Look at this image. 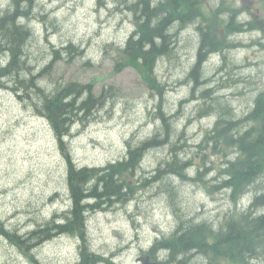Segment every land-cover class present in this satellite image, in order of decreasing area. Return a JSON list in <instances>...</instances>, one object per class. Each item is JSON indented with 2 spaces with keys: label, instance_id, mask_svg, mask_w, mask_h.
Returning a JSON list of instances; mask_svg holds the SVG:
<instances>
[{
  "label": "rangeland",
  "instance_id": "1",
  "mask_svg": "<svg viewBox=\"0 0 264 264\" xmlns=\"http://www.w3.org/2000/svg\"><path fill=\"white\" fill-rule=\"evenodd\" d=\"M200 1L209 17L172 26L170 51L157 60L154 84L133 67L117 66L124 61L120 49L136 31L138 0H36L30 7V18L22 23L33 32L26 47L28 70L20 82L5 78L0 88V264H75L80 258L82 240L72 234L45 240L40 231L28 239L73 206L67 156L40 114L44 98L31 81L44 95L73 82L90 84L95 101L103 100L81 113L64 140L78 169L108 167L154 137L167 141L141 154L133 175H121L131 185L123 197L87 213L89 248L103 257L99 264H142L140 258L150 253L152 260L166 261L157 240L171 236L178 224L204 222L219 231L263 191L264 170L247 188L223 185L227 163L243 159L231 140L250 128L246 118L236 128L235 117L264 91L263 30L237 23L259 18L254 21L264 29V7L249 0L251 15H240L239 0ZM11 6V0H0V15ZM204 31V47L218 51L192 76ZM221 118L228 126L218 139L212 128ZM263 211L264 204H257L254 213ZM186 256L189 264L209 262L198 252ZM247 264H264V253Z\"/></svg>",
  "mask_w": 264,
  "mask_h": 264
},
{
  "label": "trees",
  "instance_id": "2",
  "mask_svg": "<svg viewBox=\"0 0 264 264\" xmlns=\"http://www.w3.org/2000/svg\"><path fill=\"white\" fill-rule=\"evenodd\" d=\"M11 1V8L0 15V54H4L3 51H5L6 56L9 57L6 66L1 67L0 65V88L6 86L5 78L13 77L14 82H20L18 77L28 70L25 67L27 63L26 43L32 34L29 29L20 24L19 19L27 18L30 15V7L33 8L36 0ZM140 2L143 4L141 5ZM140 2L137 3V6L140 8L139 13L142 17H137L139 20L138 28L121 50L120 56L124 61L118 62L117 66L123 64L127 67H133L147 83L154 84V70L157 60L161 56H166L170 51L172 43L171 26L176 21L190 22L192 20L191 13L202 3L200 0H164L152 7L150 0H141ZM188 5L190 6L189 13H187ZM206 36L207 34L204 33L198 52V61L192 76L198 73L200 66L210 53L218 51V49L212 48V50L204 47ZM34 78L32 77V79ZM31 84L43 96L44 100L39 109L40 113L49 121L67 156V180L73 206L70 212L66 213L67 216H63V222L57 224L58 219L54 217L45 224V229L31 232L28 237L29 241L30 239L33 240L40 231L45 233L47 237L45 240L56 237L55 232L57 230L61 231L58 235L72 234L76 236V239L82 240L79 246L80 258L75 264H99L104 260L103 257L92 252L89 248L86 226L87 213L92 210L95 211L100 203H108L115 200L116 197H123L125 187L129 188L131 185L129 181L124 182L121 175H133L140 164V155L150 148L158 147V145L165 146L167 141L165 138L154 137L136 147H130L124 160L110 163L107 165L108 167L78 169L73 164L69 151L65 149L64 140L71 133L70 128L72 127L70 125H74L77 120L81 119V113L91 112L96 102L101 104L103 100L98 98L95 101L93 85L90 84L83 85L73 82L59 87L53 94L45 95L35 83L31 81ZM203 95L205 99L208 98L206 92ZM98 100H101V103ZM164 121L166 126L170 125L166 119ZM226 125L228 126L227 121L222 120V118L219 119L214 129L218 139L225 137L224 128ZM245 138L247 139L233 137L231 140V145L241 147L242 150H240L245 154V160L243 159L240 163H231V167L228 169L230 178L225 182L227 188H229L228 186L247 188V185H251L257 175H261L262 170H264V142L257 140L253 135H247ZM212 142L213 140L210 144ZM174 162L171 163V167L177 170ZM91 201L95 203H91ZM263 204L264 195L259 199V205ZM93 207L94 209H92ZM48 227H52L51 230L55 232L48 233ZM177 228L171 236L157 240V248L161 253L164 251L166 254L167 260L164 264H185V260H188L186 255L193 251L208 258L209 264H222L224 262L247 264L253 256H260L264 253V214L261 215V213L256 217H252L251 213L244 214L238 221L228 224L227 231L223 232L215 231L205 223L194 225L183 222ZM6 235L16 243H24L17 235L10 233H6ZM218 260L223 261L219 263Z\"/></svg>",
  "mask_w": 264,
  "mask_h": 264
},
{
  "label": "bare ground",
  "instance_id": "3",
  "mask_svg": "<svg viewBox=\"0 0 264 264\" xmlns=\"http://www.w3.org/2000/svg\"><path fill=\"white\" fill-rule=\"evenodd\" d=\"M33 3V2H32ZM26 4V3H25ZM28 4V3H27ZM23 6V5H22ZM28 7H30L29 6V4H28ZM11 8V7H10ZM25 8V7H24ZM24 8H22V9H24ZM12 10V9H11ZM29 15V14H28ZM27 15V16H28ZM24 16V15H23ZM30 16V15H29ZM190 17L192 18V20L191 21H194L195 19H198V13H197V10L195 9V10H193V12L191 13V15H190ZM30 18V17H29ZM9 52V51H8ZM23 60V59H22ZM26 62V61H25ZM27 67V66H26ZM262 112H264V110H262ZM163 119H166L167 120V122L170 124V120H169V118L166 116V115H164L163 117H162ZM74 124V123H73ZM71 127L73 126V125H70ZM70 130H71V128H70ZM69 136V135H68ZM244 139H247V138H244ZM240 140V139H239ZM65 156V155H64ZM74 164V163H73ZM256 180V179H255ZM88 189V188H87ZM92 202V201H91ZM95 202H96V200H95ZM89 203V202H88ZM89 208V207H88ZM263 208V207H262ZM92 209H94V207L92 208ZM91 209V210H92ZM96 209V208H95ZM93 211V210H92ZM262 213V212H261ZM92 214V213H91ZM260 213H257V215H259ZM69 215V214H68ZM67 216V215H66ZM88 218V217H87ZM62 220V219H61ZM69 220V219H68ZM67 220V221H68ZM85 220V219H84ZM66 221V220H65ZM196 224V223H195ZM87 226V225H86ZM75 227V226H74ZM41 228V227H40ZM88 228V227H87ZM178 229V228H177ZM53 232V231H52ZM61 232V231H60ZM58 230L55 232V235H58L59 233H60ZM66 232V231H65ZM63 233V232H62ZM69 233V232H68ZM66 234V233H65ZM64 235V234H63ZM41 236V235H40ZM51 237H53V236H51ZM36 238V237H35ZM29 239V238H28ZM167 240V239H166ZM166 249V248H165ZM164 249V250H165ZM163 251V250H162ZM167 251H169V249H167ZM163 253H164V251H163ZM155 254V253H154ZM152 255V254H151ZM150 255V256H151ZM191 255V254H190ZM256 256H258V255H255V256H253L252 258H254V257H256ZM204 257V256H203ZM205 258V257H204ZM251 258V259H252ZM188 259V258H187ZM190 259V258H189ZM188 259V260H189ZM207 259V261H209L208 260V258H206ZM188 260H185V264H189V262H188ZM169 261V260H168ZM223 260H221V262H222ZM252 262V261H251ZM191 263V262H190ZM210 262H208V264H209Z\"/></svg>",
  "mask_w": 264,
  "mask_h": 264
},
{
  "label": "flooded vegetation",
  "instance_id": "4",
  "mask_svg": "<svg viewBox=\"0 0 264 264\" xmlns=\"http://www.w3.org/2000/svg\"><path fill=\"white\" fill-rule=\"evenodd\" d=\"M249 0H239V2L240 3H243V2H248ZM251 3V5L253 4V3H255V2H253V1H251L250 2ZM250 17H254V16H250ZM254 19H256V20H258V22H259V18H252V20H254ZM260 108L261 110H264V102H259L258 100H255V102L251 105V106H246L243 110H242V112H243V114H244V116H246V118L248 119L249 117H250V111L253 109H256V108Z\"/></svg>",
  "mask_w": 264,
  "mask_h": 264
},
{
  "label": "water",
  "instance_id": "5",
  "mask_svg": "<svg viewBox=\"0 0 264 264\" xmlns=\"http://www.w3.org/2000/svg\"><path fill=\"white\" fill-rule=\"evenodd\" d=\"M148 264H161V263H154V262H153V263H148Z\"/></svg>",
  "mask_w": 264,
  "mask_h": 264
}]
</instances>
